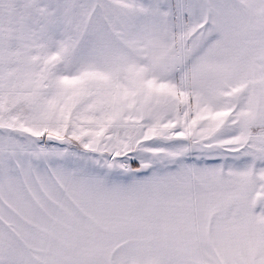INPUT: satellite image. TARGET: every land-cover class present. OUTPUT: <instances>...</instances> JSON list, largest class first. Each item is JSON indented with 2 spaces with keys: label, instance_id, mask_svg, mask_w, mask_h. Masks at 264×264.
I'll return each instance as SVG.
<instances>
[{
  "label": "snow or ice",
  "instance_id": "obj_1",
  "mask_svg": "<svg viewBox=\"0 0 264 264\" xmlns=\"http://www.w3.org/2000/svg\"><path fill=\"white\" fill-rule=\"evenodd\" d=\"M0 264H264V0H0Z\"/></svg>",
  "mask_w": 264,
  "mask_h": 264
}]
</instances>
